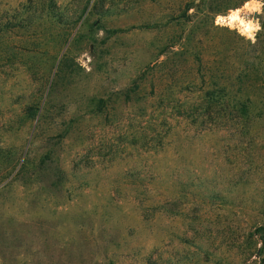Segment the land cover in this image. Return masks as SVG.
Returning a JSON list of instances; mask_svg holds the SVG:
<instances>
[{"label": "rangeland", "instance_id": "374dc122", "mask_svg": "<svg viewBox=\"0 0 264 264\" xmlns=\"http://www.w3.org/2000/svg\"><path fill=\"white\" fill-rule=\"evenodd\" d=\"M200 1L0 0V264H264V116L181 114L262 9Z\"/></svg>", "mask_w": 264, "mask_h": 264}, {"label": "trees", "instance_id": "16d2710c", "mask_svg": "<svg viewBox=\"0 0 264 264\" xmlns=\"http://www.w3.org/2000/svg\"><path fill=\"white\" fill-rule=\"evenodd\" d=\"M245 1L247 0L241 2ZM201 6L204 7L202 0L195 6L187 2L182 17L190 21V18L196 15H189V11L193 8L195 13L200 12L203 15L204 13L215 15L222 12L220 10L210 12L208 9L199 11ZM83 13L84 11L82 15ZM62 19L63 17L59 16L57 21L63 24ZM258 19L261 31L256 35L255 43L244 42L242 37L236 35L239 40L243 41L242 45L234 42L225 50L214 51L207 61H203L202 58L204 47L192 52L196 62L195 71L202 84L198 91V102L192 104L187 102L182 106L181 114L185 118L192 119L194 122L197 120L205 122L206 120L231 119L246 121L264 116V39L261 40V36L264 35V8H262ZM75 23L71 26H74ZM65 25L69 26L67 23L63 24V26ZM181 42L183 48L181 47L180 55H183L187 52L191 42L190 35H186ZM199 44L201 43L199 42ZM235 56H237L238 63L228 67L229 58ZM190 93H194V91H190ZM261 231L264 232V227L258 228L255 234Z\"/></svg>", "mask_w": 264, "mask_h": 264}, {"label": "clouds", "instance_id": "9594fccd", "mask_svg": "<svg viewBox=\"0 0 264 264\" xmlns=\"http://www.w3.org/2000/svg\"><path fill=\"white\" fill-rule=\"evenodd\" d=\"M250 3L254 4L255 10L257 12H260L262 8H264V0H250ZM234 22H238L242 27L240 30V35L245 36L246 39L251 40L253 43H255V33L261 31V27L258 21L253 22L252 20H243L239 18L238 12L232 13L230 11V14L223 19L218 18L217 23L223 24L228 27H232ZM91 60V57H89V62ZM91 70V69H87Z\"/></svg>", "mask_w": 264, "mask_h": 264}]
</instances>
